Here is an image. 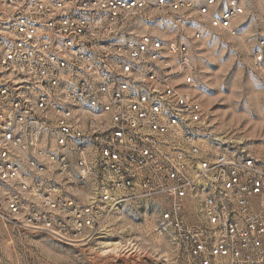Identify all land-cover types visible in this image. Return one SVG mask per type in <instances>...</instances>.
I'll return each instance as SVG.
<instances>
[{
    "label": "built area",
    "instance_id": "built-area-1",
    "mask_svg": "<svg viewBox=\"0 0 264 264\" xmlns=\"http://www.w3.org/2000/svg\"><path fill=\"white\" fill-rule=\"evenodd\" d=\"M244 8L0 0V212L77 240L128 197L161 198L155 231L193 264H264V165L203 143L188 42L234 33Z\"/></svg>",
    "mask_w": 264,
    "mask_h": 264
},
{
    "label": "rangeland",
    "instance_id": "rangeland-1",
    "mask_svg": "<svg viewBox=\"0 0 264 264\" xmlns=\"http://www.w3.org/2000/svg\"><path fill=\"white\" fill-rule=\"evenodd\" d=\"M243 3L234 33L207 28L188 42L195 94L205 116L203 143L213 149L244 148L264 165V65L252 57L264 34V0ZM149 28L171 35L157 23ZM162 203L130 196L77 240L31 229L22 214L0 212V264H193L155 231Z\"/></svg>",
    "mask_w": 264,
    "mask_h": 264
}]
</instances>
